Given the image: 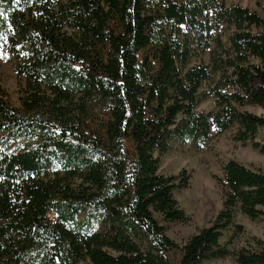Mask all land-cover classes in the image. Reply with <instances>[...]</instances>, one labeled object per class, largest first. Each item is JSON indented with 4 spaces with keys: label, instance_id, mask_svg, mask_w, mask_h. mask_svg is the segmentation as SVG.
I'll list each match as a JSON object with an SVG mask.
<instances>
[{
    "label": "trees",
    "instance_id": "trees-1",
    "mask_svg": "<svg viewBox=\"0 0 264 264\" xmlns=\"http://www.w3.org/2000/svg\"><path fill=\"white\" fill-rule=\"evenodd\" d=\"M0 42L21 95L15 108L0 88V264H171L173 250L177 264H202L228 256L220 238L235 208L263 214L264 172L228 161L215 178L221 211L179 247L164 224L190 220L173 196L190 176L161 174L155 156L233 127L264 155V118L242 110L264 109L257 12L220 0H0ZM212 74L202 96L215 109L199 111ZM234 257L264 264V242Z\"/></svg>",
    "mask_w": 264,
    "mask_h": 264
},
{
    "label": "rangeland",
    "instance_id": "rangeland-1",
    "mask_svg": "<svg viewBox=\"0 0 264 264\" xmlns=\"http://www.w3.org/2000/svg\"><path fill=\"white\" fill-rule=\"evenodd\" d=\"M220 1L227 6L238 5L248 8L257 12L264 19L261 10L264 0ZM252 31L257 30L253 28ZM228 34V31L224 33L225 40ZM2 44L0 42V88L4 91L8 103L12 107L20 108V86L14 72V58ZM208 61L209 53H204L194 57L191 65L207 64ZM217 77L212 74L208 80L203 82L199 90V111L210 112L215 109V99L212 96L203 97L202 95L209 91ZM242 110L264 118V109L258 106H247ZM236 132V127H233L221 134L212 133L208 144L202 149L196 148L193 143L185 145L174 143L164 155L155 154L159 158L161 174L165 176L178 175L185 170L190 176L186 189L173 192L179 209L189 216L190 220L186 223L164 224L166 235L179 247L189 237L210 226L221 211L223 197L215 178L222 177V167L225 163L233 160L250 169H260L264 172V155L260 153L259 149L253 148L251 142L234 141ZM255 141L264 143L263 130H259ZM233 224L241 226V231H238L233 225L220 238V244L225 246L229 252L228 256L222 259L207 260L202 264H237L234 255L240 248L253 246L256 240L264 242V210L259 218L251 220L243 215L237 207L233 213ZM168 256L171 264L178 263L180 256L178 250L171 251Z\"/></svg>",
    "mask_w": 264,
    "mask_h": 264
}]
</instances>
